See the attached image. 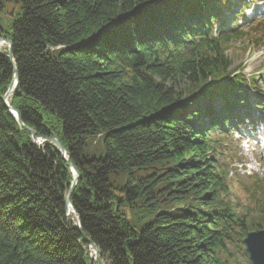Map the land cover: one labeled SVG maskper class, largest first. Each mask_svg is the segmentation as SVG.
Listing matches in <instances>:
<instances>
[{
  "label": "trees",
  "instance_id": "trees-1",
  "mask_svg": "<svg viewBox=\"0 0 264 264\" xmlns=\"http://www.w3.org/2000/svg\"><path fill=\"white\" fill-rule=\"evenodd\" d=\"M234 8L0 0V39L18 72L10 106L64 148L79 175L70 204L102 264H248L243 241L264 230V192L243 205L228 199L214 131L251 116L246 78L230 70L227 51L264 44V28L238 30ZM14 78L0 50V264H93L67 216L70 167L3 101Z\"/></svg>",
  "mask_w": 264,
  "mask_h": 264
},
{
  "label": "rangeland",
  "instance_id": "rangeland-1",
  "mask_svg": "<svg viewBox=\"0 0 264 264\" xmlns=\"http://www.w3.org/2000/svg\"><path fill=\"white\" fill-rule=\"evenodd\" d=\"M259 1L253 0L250 5L253 4L256 7ZM4 49L7 50L5 45L1 50L4 51ZM227 54L232 61L230 70L240 67L248 83L251 84L248 88L251 103L257 99L264 101V44L246 40L234 42ZM253 80L256 81L257 89H254ZM254 110L255 124L264 122V107L263 112L260 113L257 107ZM253 130V126L244 125L237 130L232 129L231 135L221 136L226 147L225 161L227 167L231 169L228 199L242 205L249 202L248 191L253 189L254 185L264 184V151L255 140L256 133ZM71 216L74 217L73 214ZM99 260L100 258L97 257L96 263L93 264H101Z\"/></svg>",
  "mask_w": 264,
  "mask_h": 264
},
{
  "label": "water",
  "instance_id": "water-1",
  "mask_svg": "<svg viewBox=\"0 0 264 264\" xmlns=\"http://www.w3.org/2000/svg\"><path fill=\"white\" fill-rule=\"evenodd\" d=\"M0 45H2V46L5 45L8 47L7 57L10 60L12 66H13V69L15 71L14 82L10 86V88L8 89V92L4 96L3 101L6 105V107L9 109L11 115L18 122V124L31 134L32 139L36 145L39 146L43 142L49 141V143H51L53 146H55L59 150L60 154L64 157L67 165L70 167V169L74 175V179H73V183H72L70 190L67 192V194L65 196V204L67 207V216L70 219V221L75 225V227L78 229V231H80L82 234L79 217L75 216L74 211L72 210V206L70 204V198H71V195L73 194L75 187L77 185L79 175H78L77 171L70 164L69 158L66 155L64 148L60 145V143L56 139L38 138L36 136L35 131L24 126L18 112L13 110L12 107L10 106V103H9L10 98L14 94L16 87H17V83H18V72H17V68H16V63H15V60L13 57L11 42L6 41L4 39H0ZM72 214L74 215V217L71 216ZM82 236L90 244L91 248L93 250H95L96 252H98L100 254V256L102 257V255H101L100 251L97 249V247L90 240H87L83 234H82ZM260 237H264V231L257 232V233H251L247 236V238L244 241L246 248L243 252V255L247 258V260L250 262V264H264V242H261L259 239H254V238H260Z\"/></svg>",
  "mask_w": 264,
  "mask_h": 264
},
{
  "label": "snow or ice",
  "instance_id": "snow-or-ice-1",
  "mask_svg": "<svg viewBox=\"0 0 264 264\" xmlns=\"http://www.w3.org/2000/svg\"><path fill=\"white\" fill-rule=\"evenodd\" d=\"M254 239H259L261 242H264V237L254 238Z\"/></svg>",
  "mask_w": 264,
  "mask_h": 264
},
{
  "label": "bare ground",
  "instance_id": "bare-ground-1",
  "mask_svg": "<svg viewBox=\"0 0 264 264\" xmlns=\"http://www.w3.org/2000/svg\"><path fill=\"white\" fill-rule=\"evenodd\" d=\"M2 48V45H0V49Z\"/></svg>",
  "mask_w": 264,
  "mask_h": 264
}]
</instances>
